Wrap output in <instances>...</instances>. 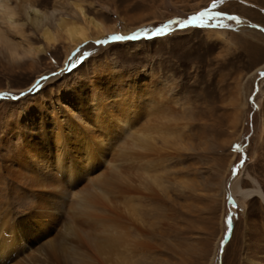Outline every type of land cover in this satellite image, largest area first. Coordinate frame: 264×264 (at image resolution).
Segmentation results:
<instances>
[{
	"label": "rangeland",
	"instance_id": "374dc122",
	"mask_svg": "<svg viewBox=\"0 0 264 264\" xmlns=\"http://www.w3.org/2000/svg\"><path fill=\"white\" fill-rule=\"evenodd\" d=\"M5 1L14 22L0 17V163L18 147L22 119L38 118L33 103L60 119L49 130L69 131L72 116L92 124L94 147L106 138L97 113L112 124L131 114V136L95 151L135 176L115 202L144 244L121 264H264V201L236 192L264 194V0ZM69 28L88 38L69 42ZM150 100L168 105L166 118L148 115ZM138 151L142 162L131 158ZM32 201L4 170L0 222Z\"/></svg>",
	"mask_w": 264,
	"mask_h": 264
},
{
	"label": "bare ground",
	"instance_id": "6f19581e",
	"mask_svg": "<svg viewBox=\"0 0 264 264\" xmlns=\"http://www.w3.org/2000/svg\"><path fill=\"white\" fill-rule=\"evenodd\" d=\"M32 11L38 13L35 8ZM13 15L14 9L9 3L0 0V17L12 23ZM87 35L86 31H78L77 28L67 31L71 43H80L88 38ZM0 42H6L1 32ZM33 104L39 107L35 115L38 118L22 119L19 145L12 155L5 157L7 164L0 163V179L4 170H8L21 191L33 197L30 208L16 212L18 219L6 207L8 214L0 222V264H121L135 247L141 248L144 244L142 240L130 237L128 226L131 220L128 221L126 211H121L115 202L116 196L135 190L136 187L132 190L133 178L130 180L135 176L112 163L117 159L110 161L103 155L98 158L95 151H107L111 146L110 140L118 139L125 131L130 132L132 115H125L112 124L104 119L105 115L98 117L97 113L96 123L106 124L101 129L106 138L100 139L99 147H94L91 135L86 136L88 128L92 130V124H79L72 116L69 131L64 128L49 130L50 126L58 125L57 120L60 119L57 115L45 113L42 102ZM153 104H157V109H149L148 115L166 118L168 105L150 100L149 105ZM100 109L104 113L103 108ZM93 111L92 115L96 110ZM167 130L168 127L162 123L157 124L158 132ZM73 142L83 144L80 155L71 152ZM141 142L139 139V143L133 145L144 151L150 148L151 142H145L148 145ZM144 154L138 151L131 158L140 160ZM236 192L242 199L258 195L264 201L259 187L244 189L238 185Z\"/></svg>",
	"mask_w": 264,
	"mask_h": 264
},
{
	"label": "snow or ice",
	"instance_id": "6c2138e0",
	"mask_svg": "<svg viewBox=\"0 0 264 264\" xmlns=\"http://www.w3.org/2000/svg\"><path fill=\"white\" fill-rule=\"evenodd\" d=\"M207 15V10L200 12L198 15H194L191 17L189 21H185L181 26H185L186 24H195L201 21ZM230 19H235L234 17H230ZM162 31V29L160 30ZM131 39H135L136 37H129ZM113 39H124V37H113Z\"/></svg>",
	"mask_w": 264,
	"mask_h": 264
}]
</instances>
